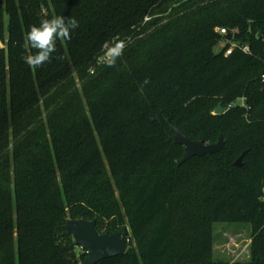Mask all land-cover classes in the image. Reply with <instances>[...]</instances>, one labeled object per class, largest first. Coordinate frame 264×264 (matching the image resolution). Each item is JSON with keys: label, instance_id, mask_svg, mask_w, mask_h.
<instances>
[{"label": "trees", "instance_id": "16d2710c", "mask_svg": "<svg viewBox=\"0 0 264 264\" xmlns=\"http://www.w3.org/2000/svg\"><path fill=\"white\" fill-rule=\"evenodd\" d=\"M55 17L79 27L31 68L27 31ZM0 41V264H82L69 219L129 224L137 248L100 264H231L218 223L252 227L232 264H264V0H0ZM171 127L225 149L180 165Z\"/></svg>", "mask_w": 264, "mask_h": 264}, {"label": "water", "instance_id": "95a60500", "mask_svg": "<svg viewBox=\"0 0 264 264\" xmlns=\"http://www.w3.org/2000/svg\"><path fill=\"white\" fill-rule=\"evenodd\" d=\"M262 35V33H261ZM226 40L232 41L233 35L230 34ZM226 109L220 104L214 114L223 115ZM174 133V142L184 147L185 155L180 165L186 164L195 157H204L214 155L225 149L226 142L221 136L216 144H206L204 142L193 141L188 136L175 127H171ZM246 156L244 153L235 163L236 167H242L243 160ZM66 228L68 234L72 236L75 246L85 250L86 260L82 264H100L107 260L116 259L124 256L129 247V232L124 230L114 234H102L98 231L97 220H67Z\"/></svg>", "mask_w": 264, "mask_h": 264}, {"label": "rangeland", "instance_id": "374dc122", "mask_svg": "<svg viewBox=\"0 0 264 264\" xmlns=\"http://www.w3.org/2000/svg\"><path fill=\"white\" fill-rule=\"evenodd\" d=\"M46 11L43 10L42 15L45 16ZM41 15V17H42ZM1 32L7 37L8 33V16L4 18V24ZM115 43H112L110 46L107 44L106 48V57L110 56L108 61L112 58L110 49L114 46ZM4 42L0 41V46L3 47ZM227 42L224 41L220 43L215 51L217 53L221 52ZM77 76V75H76ZM127 229L129 232V239L131 244L134 243V247L137 248L136 240L133 239L132 230L126 222V226L122 227L121 231ZM213 236H214V252L213 258L218 261H225L228 263L236 262H248L251 256V242H252V227L250 224H223L218 223L213 227ZM130 245V243H129Z\"/></svg>", "mask_w": 264, "mask_h": 264}, {"label": "clouds", "instance_id": "9594fccd", "mask_svg": "<svg viewBox=\"0 0 264 264\" xmlns=\"http://www.w3.org/2000/svg\"><path fill=\"white\" fill-rule=\"evenodd\" d=\"M79 27V22L75 18L65 20L64 17H55L44 19L39 26L33 25L27 31V40L32 49L36 52L34 55L24 57V61L31 68H38L45 62L50 61L52 54L56 51V41L59 39H71V31ZM123 42H117L111 49L113 57L109 65L115 62V57L122 54Z\"/></svg>", "mask_w": 264, "mask_h": 264}, {"label": "built area", "instance_id": "2783aa9c", "mask_svg": "<svg viewBox=\"0 0 264 264\" xmlns=\"http://www.w3.org/2000/svg\"><path fill=\"white\" fill-rule=\"evenodd\" d=\"M217 32L221 35V36H224L225 38L227 36H229L231 34L230 31H228L227 29H224V28H219L217 29ZM227 42L230 44L228 50L226 51V56H230L232 55V53L237 50V49H241L243 53L245 54H250L251 53V49L249 46L247 45H239L238 43H235L232 41H228ZM110 58V56H107L104 60H108ZM262 80L264 81V75L262 76Z\"/></svg>", "mask_w": 264, "mask_h": 264}]
</instances>
